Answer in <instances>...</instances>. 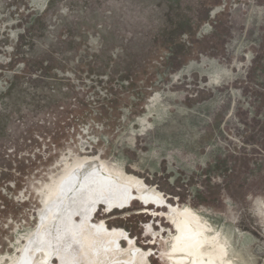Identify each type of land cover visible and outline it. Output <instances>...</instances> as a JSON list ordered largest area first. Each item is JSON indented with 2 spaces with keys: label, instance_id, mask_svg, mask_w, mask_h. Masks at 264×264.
<instances>
[{
  "label": "rangeland",
  "instance_id": "rangeland-1",
  "mask_svg": "<svg viewBox=\"0 0 264 264\" xmlns=\"http://www.w3.org/2000/svg\"><path fill=\"white\" fill-rule=\"evenodd\" d=\"M87 159L165 199L91 217L146 264H172L170 206L264 264V0H0V264Z\"/></svg>",
  "mask_w": 264,
  "mask_h": 264
},
{
  "label": "bare ground",
  "instance_id": "bare-ground-1",
  "mask_svg": "<svg viewBox=\"0 0 264 264\" xmlns=\"http://www.w3.org/2000/svg\"><path fill=\"white\" fill-rule=\"evenodd\" d=\"M161 195L141 181L117 175L92 159L80 162L43 194L40 226L22 246V254L10 264H34L32 252L42 255L41 264H54V255H58L59 264H146L147 252L137 248L131 239L128 249H124L121 239L126 235L122 231H112L106 223H93L91 217L99 203L111 210L135 202L146 206L141 214L163 216L158 209L149 210L163 205ZM169 208L165 215L174 234L167 259L172 264H235L216 231L203 219L189 209ZM76 215L81 220H76Z\"/></svg>",
  "mask_w": 264,
  "mask_h": 264
}]
</instances>
